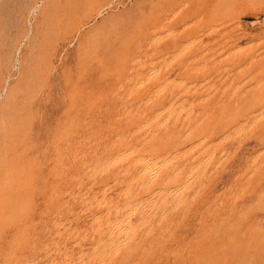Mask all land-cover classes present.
<instances>
[{"label":"rangeland","instance_id":"374dc122","mask_svg":"<svg viewBox=\"0 0 264 264\" xmlns=\"http://www.w3.org/2000/svg\"><path fill=\"white\" fill-rule=\"evenodd\" d=\"M263 42L264 0H0V264H264Z\"/></svg>","mask_w":264,"mask_h":264},{"label":"bare ground","instance_id":"6f19581e","mask_svg":"<svg viewBox=\"0 0 264 264\" xmlns=\"http://www.w3.org/2000/svg\"><path fill=\"white\" fill-rule=\"evenodd\" d=\"M177 13H178V12H177ZM175 14H176V13H175ZM176 16H177V15H176ZM171 19H172V18H171ZM183 21H184V20H183ZM180 22H181V21H180ZM194 22H195V21H194ZM258 22H259V21H258ZM192 24H193V23H192ZM177 25H178V23H177ZM190 25H191V24H190ZM190 25H189V26H190ZM223 26H224V25H223ZM239 27H240V26H239ZM185 28H186V27H185ZM183 29H184V28H183ZM181 31H182V30H181ZM215 31H216V28H215ZM227 31H228V30H227ZM229 31H230V30H229ZM170 32H172V31H170ZM170 32H169V33H170ZM175 32H176V31H175ZM209 32H210V31H209ZM211 32H212V31H211ZM213 32H214V31H213ZM169 33H167V34H169ZM237 33H238V32H237ZM241 33H242V32H241ZM172 34H173V33H172ZM172 34L170 33V36H171ZM175 34H176V33H175ZM225 34H226V33H225ZM246 34H248V33H246ZM208 35H209V34H208ZM163 36H164V35H163ZM163 36H162V38H163ZM241 36H242V35H240V38H243V36H242V37H241ZM159 37H161V36H159ZM234 38H235V37H231L229 40H226V41H228V42H227V48H228L229 50L233 49V48L235 47V45L237 44V39H234ZM237 38H238V37H237ZM240 38H239V39H240ZM160 39H161V38H159L158 40L160 41ZM239 39H238V40H239ZM245 39H246V38H245ZM158 40H157V41H158ZM195 40H196V39H195ZM200 40H201V39H200ZM243 40H244V39H243ZM153 41H154V40H153ZM159 41H158V42H159ZM161 41H162V40H161ZM161 41H160V42H161ZM261 41H262V40H261ZM195 42H197V41H195ZM198 42H200V41L198 40ZM263 43H264V42H263ZM192 44H193V40H192L191 46H193ZM213 44H214V42H213ZM208 45H209V44H208ZM97 46H98V45H97ZM183 46H184V48H185V45H183ZM191 46H189V45L187 44V47L190 48ZM254 46H255V45H254ZM202 47H203V46H202ZM202 47H201V48H202ZM182 48H183V47H182ZM212 48H213V47H212ZM215 49L217 50V48H215ZM224 49H225V48H224ZM209 50H210V49H209ZM213 50H214V49H213ZM222 50H223V49H222ZM240 50H242V49H240ZM240 50H238V52H240ZM262 50H263V49H262ZM185 51H186V49H185ZM185 51H184V53H186ZM210 51L212 52V50H210ZM214 51H215V50H214ZM214 51H213V52H214ZM220 51H221V49H220ZM235 51H236V50H235ZM231 52H232V51H231ZM231 52H230V53H231ZM262 52H263V51H262ZM207 53H208V52H207ZM236 53H237V52H235V54H236ZM249 53H250V52H249ZM260 53H261V52H260ZM93 54H94V53H93ZM218 54H221V53L219 52ZM232 54H233V53H232ZM203 55H204V54H203ZM227 55H228V54H227ZM227 55H225V56H227ZM167 56H168V55H167ZM169 56H170V55H169ZM204 56H205V55H204ZM225 56H224V57H225ZM228 56H229V55H228ZM228 56H227V57H228ZM257 56H258V55H257ZM199 57H200V55H199ZM161 58H162V57H161ZM164 58H165V57H164ZM166 58H167V57H166ZM173 58H174V57H173ZM176 58H177V57H176ZM196 58H197V57H196ZM213 58H214V57H213ZM258 58H259V57H258ZM209 59H210V58H209ZM249 59H251V58H245V59L243 58L242 60H240V61L238 62V65H237V66H238V68H242V70H241L242 72H243V71H244V72H245V71H249V68L251 67V65L255 64V63H256V60H257V58H256V59H251V62H252V63H251V62L249 61ZM162 60H163V59H162ZM176 60H177V59H176ZM176 60H175V61H176ZM223 60H224V59H223ZM135 61H136V60H135ZM135 61H134V62H135ZM160 61H161V60H160ZM164 61H165V60H164ZM170 61H171V60H170ZM195 61H196V60H195ZM195 61H194V62H195ZM153 62H154V61H153ZM157 62H158V61H157ZM209 62H210V61H209ZM209 62H208V63H209ZM170 63H171V62H170ZM172 63H173V62H172ZM250 63H251V64H250ZM150 64H151V63H150ZM152 64H153V63H152ZM201 65H202V64H201ZM216 65H217V64H216ZM232 65H234V67L236 68V70L238 69L237 66H236V64L233 63ZM161 66H162V65H161ZM163 66H164V65H163ZM163 66H162V67H163ZM140 67H141V66H140ZM140 67H139V68H140ZM261 67H262V65H261ZM261 67H260V68H261ZM139 68H138V69H139ZM165 68H166V66H165ZM231 68H232V67H231ZM235 68H234V69H235ZM224 69H225V68H224ZM162 70H163V68H162ZM162 70H161V71H162ZM157 71H158V70H157ZM161 71H159V73H160ZM198 71H199V70H198ZM150 72H151V70H150ZM154 72L156 73V71H154ZM138 73H139V72H138ZM155 73H152L153 78H154V75L157 74V73H156V74H155ZM159 73H158V74H159ZM145 74H146V73H145ZM149 74H151V73H149ZM230 75H232V74H230ZM157 76H158V75H157ZM220 77H221V76H220ZM131 79H132V78H131ZM148 79H149V78H148ZM150 79L152 80V78H150ZM173 79H174V78H173ZM232 80H233V79H232ZM136 81H137V80H136ZM148 81H150V80H148ZM168 81H169V83L171 82L170 80H168ZM174 81H176V80H174ZM181 81H182V80H181ZM185 81H186V80H185ZM209 81H211V80H209ZM234 81H235V80H234ZM140 82H141V81H140ZM144 82H145V81H144ZM167 83H168V82H167ZM169 83H168V84H169ZM171 83H172V82H171ZM207 83H208V82H207ZM207 83H206V84H207ZM213 83H214V82H213ZM213 83H212V85H213ZM141 84H143V82L140 83V86H143V85H141ZM177 84H178V83H177ZM179 84H181V83H179ZM182 84H183V83H182ZM182 84H181V85H182ZM237 84H239V83H237ZM242 84H243V85H241V87H242L243 91L246 93V95L248 96V97L246 96L247 99H246L245 107L249 106V108H250L251 105H254V111H253L252 113L249 112V111H247V112H245V114H244L245 117H244V119H243V122H245L246 124H248L249 121H251L252 118L257 117L256 115H257L259 112H261L262 109L264 108V74H263L262 72H259L258 74H255V75L253 74V76H252V75H250L249 77L246 76V78H244ZM135 85H136V83H135ZM185 85H186V84H185ZM195 85H196V84H195ZM195 85L193 84V85H191V86H194V87H195ZM197 85H198V84H197ZM199 85H200V84H199ZM208 85H210V84H208ZM122 86H123V85H121V87H122ZM182 86H183V85H182ZM201 86H202V85H201ZM135 87H136V86H135ZM164 87H166V85H165ZM164 87H163L162 91H163V90H164V91L166 90V88L164 89ZM199 87H200V86H198V88H199ZM209 87H210V86H209ZM209 87H207V88H209ZM133 88H134V87H133ZM138 88H139V87H138ZM160 88H161V87H160ZM167 88H168V87H167ZM186 88H189V87H187V85H186ZM180 89H181V88H180ZM195 89H196V88H195ZM210 89H211V88H210ZM210 89H209V90H210ZM158 90H159V89H158ZM178 90H179V89H178ZM186 90H187V89H186ZM206 90H207V89H206ZM211 90H212V89H211ZM224 90H225V89H224ZM132 91H133V90L131 89V92H132ZM154 91H156V89H155ZM160 91H161V90H160ZM160 91H159V92H160ZM164 91H163V92H164ZM186 92H187V91H186ZM157 93H158V92H157ZM160 93H162V92H160ZM172 93H173V92H172ZM206 93H207V92H206ZM208 93H209V92H208ZM208 93H207V94H208ZM131 94H132V93H131ZM131 94H130V95H131ZM158 94H159V93H158ZM192 94H193V93H192ZM250 94H251V95H250ZM155 95H156V94H154L153 96H155ZM181 95H182V94H181ZM209 95H210V94H209ZM209 95H208V96H209ZM178 96H179V95H178ZM205 97H206V96H205ZM209 97H210V96H209ZM127 98H128V97H127ZM170 99H171V98H170ZM174 99H175V98H174ZM178 99H179V98H178ZM178 99H177V100H178ZM207 99H208V98H207ZM149 100H150V99H149ZM152 100H153V99H152ZM199 100H201V99H199ZM126 101H127V100H126ZM173 101H174V100H173ZM186 101H187V100H186ZM193 101H194V100H193ZM205 101H206V99H205ZM144 102H145V101H144ZM182 102H183V101H182ZM198 102H199V101H198ZM200 102H201V101H200ZM150 103H151V102H150ZM150 103H149V104H150ZM175 103H176V102H175ZM175 103H174V104H175ZM179 103H180V102H179ZM184 103H185V102L181 103L180 105H182V104H184ZM186 103H187V102H186ZM190 103H191V102H190ZM202 103H203V102H202ZM149 104H148V102H147V105H149ZM195 104H196V103H195ZM195 104L193 103V105H195ZM57 105H58V104H57ZM57 105H56V106H57ZM139 105H140V104H139ZM141 105H142V103H141ZM145 105H146V104H145ZM177 105H179V104H177ZM180 105H179V106H180ZM168 106H169V105H168ZM173 106H174V105H173ZM144 107H145V106H144ZM176 107H178V106H176ZM189 107H190V106H189ZM189 107H188V108H189ZM169 108H170V107H169ZM138 109H139V108H138ZM142 109H143V108H142ZM173 109H174V108L172 107V109H170V110L173 111ZM182 109H183V108H182ZM182 109H180V110H182ZM189 109H190V108H189ZM247 109H248V108H247ZM131 110H132V109H131ZM131 110H130V111H131ZM167 110H168V109H167ZM174 110H176V109H174ZM245 110H246V109H245ZM130 111H129V112H130ZM137 111H138V110H137ZM182 111H185V110L183 109ZM186 111H187V110H186ZM193 111H194V110H193ZM263 111H264V110H263ZM163 112H164V111H163ZM163 112H161V113H163ZM165 112H166V108H165ZM165 112H164V113H165ZM171 113H172V112H171ZM173 113H174V112H173ZM197 113H198V112H197ZM262 113H264V112H262ZM49 114H50V113H49ZM175 114H176V112H175ZM192 114H193V112H192ZM2 115H3V114H2ZM158 115H159V114H158ZM161 115H163V114H160L159 117H160ZM169 115H171V114H169ZM178 115H179V114H178ZM189 115H190V114H189ZM189 115H188V116H189ZM261 115H264V114H261ZM156 116H157V115H155V118H156ZM172 116H173V115H172ZM180 116H181V115H180ZM197 116H198V115H197ZM171 118H172V117H171ZM178 118H179V117H178ZM157 119H158V117H157ZM166 119H167V118H166ZM169 119H170V117H169ZM169 119H168V121H169ZM260 119H261V117H260ZM159 120H160V119H159ZM255 120H256V119H255ZM152 121H153V120H152ZM152 121H150V124L148 123L149 125L147 124L148 127H150V125L152 124ZM154 121H155V120H154ZM156 121H157V120H156ZM156 121H155L154 123H156ZM165 121H167V120H165ZM165 121H164V122H165ZM168 121H167V122H168ZM177 121H178V120H177ZM190 121H191V120H190ZM203 121H204V120H203ZM157 122H158V121H157ZM201 122H202V121H201ZM154 123H153L152 125H154ZM165 123H166V122H165ZM168 123H169V122H168ZM168 123H166V124H168ZM189 123H191V122H189ZM157 124H158V123H157ZM159 124H160V123H159ZM166 124H164V125H166ZM184 124H185V122H184ZM200 124H201V123H200ZM147 125H146V126H147ZM152 125H151V126H152ZM196 125H198V124H196ZM241 125H242V124H241ZM241 125H240V126H241ZM146 126H145V127H146ZM157 126H158V125H157ZM160 126H163V125H160ZM237 126H238V125H237ZM142 127H143V126H142ZM143 128H144V127H143ZM146 128H147V127H146ZM146 128H145V129H146ZM150 128H151V127H150ZM180 128H181V127H180ZM145 129H144V130H145ZM151 129H152V128H151ZM167 129H168V128H167ZM186 129H187V128H186ZM194 129H195V128H194ZM194 129H193V130H194ZM233 129H234V128H233ZM236 129H237V128H236ZM236 129H234V131H236ZM152 130H153V129H152ZM195 130H196V129H195ZM195 130H194V131H195ZM186 131H187V130H186ZM148 132H149V131H148ZM139 133H140V132H139ZM149 133H150V132H149ZM149 133H148V134H149ZM229 133H230V132H229ZM229 133H228V134H229ZM148 134H147V135H148ZM190 134H191V133H190ZM132 137H133V136H132ZM152 137H153V136H152ZM186 137H187V136H186ZM188 137H189V136H188ZM188 137H187V138H188ZM207 137H208V136H207ZM184 138H185V137H184ZM184 138H183V139H184ZM230 138H231V137H230ZM116 139H117V138H116ZM145 139H146V137H145ZM149 139H150V138H149ZM185 139H186V138H185ZM185 139H184V140H185ZM189 139H191V137H190ZM140 140H141V139H140ZM220 140H222V139H220ZM145 141H146V140H145ZM224 141H225V140H224ZM203 142H204V141H202V143H203ZM142 143H143V142H142ZM196 143H197V142H196ZM219 143H221V142L219 141ZM222 143H223V142H222ZM194 144H195V143H194ZM198 144H200V142H199ZM198 144H197V146H198ZM201 145H202V144H201ZM213 145H214V144H213ZM213 145H212V146H213ZM208 146H209V145H208ZM189 147H190V146H189ZM135 148H136V147H135ZM139 148H140V147H139ZM192 148H193V147H192ZM209 148H210V147H209ZM141 149H142V148H141ZM195 149H196V148H195ZM134 150H135V149H134ZM137 150H138V148H137ZM139 150H140V149H139ZM207 150H208V148H207ZM186 151H187V150H186ZM189 151H190V148H189ZM171 152H172V151H171ZM184 152H185V151H184ZM191 152H192V151H191ZM191 152H190V153H191ZM201 152H202V151H201ZM204 152H206V151H203L202 153H204ZM125 153H126V152H125ZM132 153L134 154L133 151H132ZM190 153H189V154H190ZM136 154H137V151H136ZM182 154H183V153H182ZM185 154H186V153H185ZM121 155H122V154H121ZM121 155H120V156H121ZM123 155H124V154H123ZM130 155H131V154H130ZM134 155H135V154H134ZM169 155H170V154H168L167 157H168ZM180 155H181V153H180ZM260 155H261V154H260ZM118 156H119V155H118ZM131 156H132V155H131ZM176 156H178V155H176ZM176 156H175V158H176ZM187 156H188V154H187ZM198 156H199V155L197 154V158H198ZM121 158H122V156H121ZM127 158H129V157H127ZM175 158H173L172 160H175ZM108 159H111V158H108ZM117 159H118V158H117ZM122 159L125 160L124 157H123ZM162 159L164 160V158H162ZM165 159H166V158H165ZM170 159H171V158H170ZM212 159H213V158H212ZM77 160H78V159H77ZM126 160H127V159H126ZM143 160H144V159H143ZM148 160H152V158H151V159H148ZM155 160H156V159H155ZM159 160H160V159H159ZM159 160H158V162H159ZM177 160H178V159H177ZM200 160H201V159H200ZM223 160H224V159H223ZM135 161H136V160H135ZM141 161H142V160H141ZM208 161H210V160H208ZM108 162H109V160H108ZM118 162H119V160H118ZM147 162H148V161H147ZM173 162H174V161H173ZM204 162L206 163V161H204ZM97 163H98V162H97ZM110 163H111V162H110ZM116 163H117V161H116ZM119 163H120V162H119ZM148 163H151V162H148ZM152 163H153V162H152ZM170 163L172 164V162H170ZM170 163H168V164H170ZM186 163H187V162H186ZM108 164H109V163H108ZM171 164H170V165H171ZM184 164H185V163H184ZM198 164H199V163H198ZM198 164H197V165H198ZM201 164H204V163H201ZM201 164H199L198 166H200ZM95 165H96V164H95ZM109 165H110V164H109ZM111 165H112V164H111ZM146 165H149V164L146 163ZM150 165H151V164H150ZM155 165L158 166L156 163H155ZM155 165H154V167H155ZM163 165H164V164H163ZM197 165H196V167H197ZM97 166H98V164H97ZM102 167H103V166H102ZM145 167H147V166H145ZM152 167H153V166H152ZM159 167H160V166H159ZM159 167H156V168H159ZM150 168H151V166H150ZM150 168H149V169H150ZM156 168H155V169H156ZM161 168L163 169V167H160V169H161ZM194 168H195V167H194ZM198 168H200V167H198ZM201 168H202V166H201ZM93 169H95V168H93ZM109 169H110V168H109ZM143 169H145V168H143ZM147 169H148V168H147ZM152 169H153V168H152ZM162 169H161V170H162ZM195 169H196V168H195ZM247 169H248V168H247ZM90 170H91V169H90ZM90 170H89V171H90ZM136 170H137V169H136ZM158 170H159V169H158ZM161 170H160V172H161ZM93 171H94V170H93ZM150 171H151V170H149V172H150ZM195 171H197V170H195ZM136 172H137V171H136ZM138 172H139V171H138ZM143 172H144V171H143ZM143 172H142V173H143ZM149 172L147 173L148 175H149ZM193 172H194V171H193ZM87 173H88V172H87ZM99 173H100V172H99ZM124 173H125V172H124ZM130 173L132 174V172H130ZM150 173H151V172H150ZM156 173H157V172H156ZM176 173H177V172H176ZM194 173H195V172H194ZM205 173H206V172H205ZM154 174H155V173H154ZM158 174H159V172H158ZM158 174H155V175H158ZM191 174H192V173H191ZM197 174H198V172H197ZM144 175H145V174H144ZM155 175H154V176H155ZM175 175H176V174H175ZM188 175L190 176V174H188ZM142 176H143V175H142ZM152 176H153V175H152ZM176 176H177V175H176ZM196 176L198 177V175H196ZM202 176H203V175H202ZM157 177H158V176H155V177H153V178H157ZM170 177H172V176H170ZM187 177H188V176H187ZM187 177H186V178H187ZM192 177H193V176H192ZM95 178H96V177H95ZM131 178H132V177H131ZM148 178H149V180H150L151 177H148ZM92 179H93V177H92ZM134 179H135V178H134ZM138 179H140V178H138ZM138 179H137V180H138ZM189 179H191V178H189ZM199 179H200V178H199ZM90 180H91V179H90ZM90 180H89V181H90ZM143 180H147V179L144 178ZM151 180H153V179L151 178ZM173 180H174V179H173ZM186 180H187V179H186ZM197 180H198V179H197ZM170 181H171V180H170ZM152 182H153V181H152ZM185 182H186V181H185ZM192 182H193V180H192ZM192 182H191V183H192ZM92 183H93V181H92ZM135 183H136V182H135ZM141 183H142V180H141ZM147 183H148V182H147ZM147 183H146V185H147ZM83 184H84V183H83ZM115 184H116V183H115ZM133 184H134V183H133ZM101 185H102V184H101ZM120 185H121V184H120ZM138 185H139V184H137V186H138ZM165 185H166V184H165ZM188 185H189V184H188ZM113 186H114V185H112V187H113ZM181 186H184V185H181ZM189 186H190V185H189ZM82 187H83V186H82ZM92 187H93V186H92ZM179 187H180V186H179ZM186 187H188V186H186ZM191 187H192V186H190V188H191ZM144 188H145V187H144ZM146 188H148V186H147ZM184 188H185V186H184ZM88 189H89V188H88ZM105 189H106V188H105ZM185 189H186V188H185ZM112 190H113V189H112ZM129 190H130V189H129ZM140 190H141V188H140ZM158 190H159V189H158ZM172 190H173V189H172ZM178 190H180V191H177V192H181V188H179ZM226 190H227V189H226ZM71 191H72V190H71ZM122 191H123V190H122ZM127 191H128V190H127ZM159 191H160V190H159ZM188 191H189V190H188ZM169 192H170V191H169ZM169 192H168V193H169ZM79 193H80V192H79ZM98 193H99V192H98ZM107 193H108V192H107ZM225 193H226V192H225ZM242 193H243V192H242ZM39 194H40V192H39ZM101 194H103V193H101ZM101 194H100V195H101ZM104 194H105V193H104ZM115 194H117V193H115ZM175 194H176V192H175ZM181 194H182V193H181ZM72 195H73V194H72ZM80 195H81V194H80ZM88 195H89V194H88ZM88 195H87V196H88ZM95 195H97V194H95ZM105 195H107V194H105ZM121 195H122V194H121ZM179 195H180V194H177L176 197H178ZM103 196H104V195H103ZM151 196H152V195H151ZM76 197H77V196H76ZM96 197H97V196H96ZM126 197H127V196H126ZM104 198H105V197H104ZM173 198H174V197H173ZM100 199H101V198H100ZM119 199H121V198L119 197ZM157 199H158V198H157ZM171 199H172V197H171ZM106 200H107V199H106ZM141 200H142V199H141ZM175 200H176V198H175ZM139 201H140V200H139ZM39 202H40V201H39ZM66 202H67V201H66ZM88 202H89V201H88ZM111 202H112V201H111ZM117 202H118V201H117ZM86 203H87V201H86ZM137 203H138V201H137ZM100 204H101V202H100ZM133 204H134V203H133ZM133 204H132V205H133ZM154 204H155V202H154ZM64 205H65V204H64ZM68 205H69V204H68ZM105 205H107V202L105 203ZM130 205H131V204H130ZM136 205H137V204H135L134 207H135ZM255 205H256V204H255ZM66 206H67V204H66ZM91 206H92V205H91ZM119 206H120V205H119ZM119 206H118V208H120ZM139 206H140V205H139ZM141 206H142V205H141ZM136 207H138V205H137ZM118 208H116V209H118ZM127 208H129V206L126 207V209H127ZM112 209H113V208H112ZM116 209H115V210H116ZM129 209H130V208H129ZM134 209H135V208H134ZM137 209H138V208H137ZM124 210H125V208H124ZM108 211H109V210H108ZM111 211H112V210H111ZM111 211H110V213H111ZM125 211H126V210H125ZM137 211H138V210H137ZM164 211H165V210H164ZM84 212H85V211H84ZM123 212H124V211H123ZM75 213H76V212H75ZM106 213H107V211H106ZM127 213H128V212H127ZM136 213H137V212H136ZM129 214L131 215V213H129ZM132 214H135V213H132ZM117 215H118V214H117ZM130 215H129V216H130ZM171 215H172V214H171ZM60 216H61V215H60ZM60 216H59V217H60ZM108 216H109V215H108ZM161 216H162V215H161ZM60 218H61V217H60ZM108 218H109V217H108ZM117 219L119 220V218H117ZM56 220H57V219H56ZM67 220H68V219H67ZM73 220H74V219H73ZM95 220H96V219H95ZM109 220H110V219H109ZM70 221H72V220H70ZM119 221H120V220H119ZM67 222H68V221H67ZM92 222H93V221H92ZM258 222H259V221H258ZM65 223H66V222H65ZM65 223H64V224H65ZM68 223H69V222H68ZM118 223H119V222H118ZM120 224H122V222H121ZM120 224H119L118 226H120ZM126 224H128V223H126ZM157 224H158V223H157ZM60 225H61V224H60ZM62 225H63V223H62ZM71 225H72V224H70V226H71ZM87 225H88V224H87ZM114 225H115V224H114ZM114 225H113V226H114ZM122 225H123V224H122ZM134 225H135V224H134ZM128 226H129V225H128ZM137 226H139V225L137 224ZM144 226H146V225H144ZM232 226H233V225H232ZM66 227H67V226H66ZM116 227H117V226H116ZM120 227H121V226H120ZM126 227H127V226H126ZM130 227H131V226H130ZM130 227H129V228H130ZM134 227H135V226H134ZM146 227H147V226H146ZM170 227H171V226H170ZM99 228H100V227H99ZM114 228H115V227H114ZM114 228H113V230H114ZM131 228H133V226H132ZM136 228H137V227H136ZM126 229H127V228H126ZM141 229H142V228H141ZM85 230H87V229H85ZM88 230H89V229H88ZM113 230H112L111 233H114ZM115 230H116V229H115ZM130 230H131V229H129L128 231H130ZM135 230H136V229H135ZM77 231H78V230H77ZM108 231H109V230H108ZM119 231H120V230H119ZM121 231H122V229H121ZM131 231H132V230H131ZM79 232H81V231H79ZM115 232H116V231H115ZM122 232H123V231H122ZM132 232H134V231H132ZM132 232H131V234H132ZM106 233H107V232H106ZM60 234H61V233H60ZM64 234H65V233H64ZM102 234H103V233H102ZM129 234H130V233H129ZM129 234H128V236H129ZM136 234H137V233H136ZM56 235H57V234H56ZM79 235H80V234H79ZM94 235H95V234H94ZM109 235H110V234H109ZM111 235H112V234H111ZM111 235H110V237H111ZM132 235H133V234H132ZM132 235H131V238H132ZM145 235H146V233H145ZM150 235H151V233H150ZM57 236H58V235H57ZM71 236H72V235H71ZM116 236H117V235H116ZM118 236H119V235H118ZM120 236H121V234H120ZM122 236H123V235H122ZM128 236H127V237H128ZM82 237H83V236H82ZM84 237L86 238V236H84ZM101 237H102V236H101ZM101 237H100V239H101ZM113 237H114V234H113ZM113 237H112V238H113ZM127 237H126V236L124 237L126 241H127V239H126ZM133 237H136V236L133 235ZM215 237H216V236H215ZM67 238H68V237H67ZM115 238H116V237H115ZM124 238H122V239H124ZM82 239H84V238H82ZM118 239H119V237H118ZM129 239H130V237H129ZM133 239H134V238H133ZM133 239H132V240H133ZM85 240H86V239H85ZM113 240H114V239H113ZM113 240H112V241H113ZM120 240H121V239H120ZM52 241H53V239H52ZM81 241L83 242V240H81ZM110 241H111V240H110ZM112 241H111V242H112ZM116 241H117V239H116ZM116 241H113V242H116ZM121 241H122V240H121ZM54 242H55V241H54ZM111 242H110V243H111ZM118 242H119V240H118ZM122 242H123V241H122ZM124 242H125V241H124ZM58 243H59V242H58ZM112 244H113V243H112ZM124 244H125V243H124ZM124 244H121V245H124ZM48 245H49V244H48ZM48 245H47V246H48ZM61 245H62V244H61ZM73 245H74V244H73ZM101 245H102V243H101ZM117 245H118V244H117ZM117 245L115 244L116 247H118ZM119 245H120V244H119ZM121 245H120V246H121ZM126 245H128V244H126ZM45 246H46V245H45ZM56 246H58V244H57ZM76 246H77V244H76ZM99 246H100V244H99ZM99 246H97V247H99ZM110 246H111V244H110ZM115 246H113V247L115 248ZM120 246H119V247H120ZM52 247H54V246H52ZM62 247H64V246H62ZM73 247H75V246H73ZM111 247H112V246H111ZM121 247H122V246H121ZM93 248H94V247H93ZM95 248H96V247H95ZM124 248H125V247H124ZM126 248H127V246H126ZM57 249H58V248H57ZM73 249H74V248H73ZM96 249H97V248H96ZM116 249H117V248H116ZM47 250L49 251V249H47ZM54 250H55V249H54ZM65 250H66V249H65ZM117 250H118V249H117ZM119 250L121 251V248H119ZM119 250H118V251H119ZM68 251H69V250H68ZM71 251L73 252V250H71ZM71 251H70V252H71ZM92 251H93V250H92ZM94 251H95V250H94ZM94 251H93V252H94ZM118 251H116V253H117ZM120 251H119V252H120ZM54 252H55V251H54ZM54 252H53V253H54ZM100 252H101V251H100ZM102 252H103V251H102ZM102 252H101V253H102ZM105 252H106V251H105ZM113 252H115V251H113ZM119 252H118V253H119ZM14 253H15V252H14ZM53 253H52V254H53ZM57 253H58V250H57ZM59 253H60V255H61L62 252H59ZM118 253H117V254H118ZM125 253H126V252H125ZM62 254H63V253H62ZM91 254H92V252H91ZM98 254H99V253H98ZM119 254H120V253H119ZM119 254H118V255H119ZM56 255H57V254H56ZM113 255H114V254H113ZM51 256H52V255H51ZM65 256H66V255H64V258H65ZM69 256H70V255H69ZM69 256H68V257H69ZM79 256H80V255H79ZM81 256H82V254H81ZM97 256H98V255H97ZM102 256H103V253H102ZM110 256H111V254H110V252H109V257H110ZM115 256L117 257L116 254H115ZM68 257H67V258H68ZM71 257H72V255H71ZM89 257H90V256H89ZM103 257H104V256H103ZM107 257H108V256H107ZM113 257H114V256H113ZM116 257H115V258H116ZM78 258H79V257H78ZM78 258H77V260H78ZM92 258H93V257H92ZM97 258H98V257H97ZM115 258H114V259H115ZM53 259H54V258H53ZM55 259H56V257H55ZM84 259H85V258H84ZM88 259H89V258H88ZM94 259H95V258H94ZM102 259H104V258H102ZM79 260H81V259L79 258ZM111 260H112V258H110L109 261H111ZM66 261H67V260H66ZM69 261H70V259H69ZM104 261H105V260H104ZM113 261H114V260H113ZM37 262H38V261H37ZM51 262H53V261H51ZM60 262H61V261H60ZM60 262H58V264H59ZM63 262H64V261H63ZM67 262H68V261H67ZM71 262H72V261H71ZM79 262H80V261H79ZM79 262H78V263H79ZM102 262H103V261H102ZM102 262H101L100 264H102ZM55 263H57V262H55ZM68 263H69V262H68ZM80 263H81V262H80ZM83 263H84V262H83ZM85 263H86V261H85ZM103 263H104V262H103ZM109 263H111V262H108L107 264H109ZM114 263H115V262H114ZM50 264H52V263H50ZM53 264H54V263H53ZM69 264H70V263H69ZM73 264H75V263H73ZM94 264H95V262H94Z\"/></svg>","mask_w":264,"mask_h":264}]
</instances>
